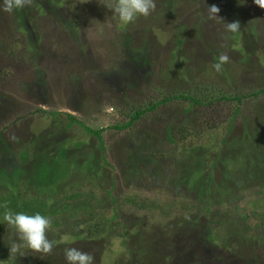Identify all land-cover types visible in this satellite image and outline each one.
Returning <instances> with one entry per match:
<instances>
[{
	"label": "rangeland",
	"instance_id": "374dc122",
	"mask_svg": "<svg viewBox=\"0 0 264 264\" xmlns=\"http://www.w3.org/2000/svg\"><path fill=\"white\" fill-rule=\"evenodd\" d=\"M109 2L33 0L13 16L0 0V193L13 180L26 198L46 192L59 221L51 255L15 259L4 224L0 264H66L68 247L94 264H264V9L155 0L124 26ZM212 5L239 31L208 20ZM221 53L230 61L215 72ZM66 115L99 131L102 154ZM111 212L122 241L104 233Z\"/></svg>",
	"mask_w": 264,
	"mask_h": 264
},
{
	"label": "clouds",
	"instance_id": "9594fccd",
	"mask_svg": "<svg viewBox=\"0 0 264 264\" xmlns=\"http://www.w3.org/2000/svg\"><path fill=\"white\" fill-rule=\"evenodd\" d=\"M254 4L264 9V0H253ZM33 0H3V11L12 13L31 6ZM111 12L115 13L120 23L124 26L135 23L139 18H147L156 8L155 0H110L104 5ZM220 9L215 6L207 7V19L223 22L225 31L236 33L240 29L239 21L225 22L219 16ZM230 57L226 53L218 56L216 63L212 65L215 72L223 71V66L229 63ZM51 206L52 200L47 201ZM4 208L3 220L7 227L13 230L15 239L9 246V256L13 259L24 257L25 251L39 253L41 256L51 255L54 249L53 241L48 239V232L51 229V219L40 213L28 215L23 212H12L7 203L0 205ZM64 257L66 264H94L95 257L76 247L65 249Z\"/></svg>",
	"mask_w": 264,
	"mask_h": 264
},
{
	"label": "trees",
	"instance_id": "16d2710c",
	"mask_svg": "<svg viewBox=\"0 0 264 264\" xmlns=\"http://www.w3.org/2000/svg\"><path fill=\"white\" fill-rule=\"evenodd\" d=\"M10 14H12L14 16V15L18 14V12L14 11ZM15 22L18 24L20 21H18L17 18H15ZM262 91H263V89L259 90V92H262ZM172 99H174V98H165L164 100L158 101V102L152 104L151 106H149L145 109H141V110L133 112L132 116L129 118V120L127 122H125L121 125H115V128H117L119 130H123L125 128L127 129L141 115H144L148 111H152L159 104H165L167 101H170ZM176 99H186V100L190 101V103L192 105L197 106V107H203V106L205 107V106H209V104H210V103L201 104L198 101H195L191 98L184 97V96H178V97H176ZM218 100H224V97H220V98H218ZM232 100H234L236 103H238L240 99L238 97H233ZM184 113H187L185 115L190 114L188 111H184ZM66 116L69 120V123H75V124L79 125L83 129V131H85L88 135H92L96 139L98 147H99L100 152L102 154L104 151V147H103L102 139L99 136V131L98 130H92V129H89L88 127H85L82 123H80L79 121H76L70 115H66ZM186 119L187 118H185V121H186ZM184 125L185 124L183 123V126ZM180 128L181 127H178V128L176 127L177 133L183 137L184 134L182 132V128L181 129ZM168 131H169V125H166L165 130H164L165 137L168 141L172 142ZM179 131L182 135L179 133ZM142 136H143V134H142ZM197 150H199V149H193V152H195ZM19 156H20L21 161H23L26 158L25 152L20 153ZM150 161H151V163L153 162V160H150ZM103 163H104V165H107L106 162H103ZM144 168H145V165H144ZM6 187H7V191L0 193V205L7 203L8 208H10L12 210V212H14V213L23 212V213L28 214V215H34L36 213H40L42 215H45L51 219V227H55L59 224L57 217H55V218L52 217V212H51V209H52L55 202L53 201L51 206H49L47 203V201L50 200V194L44 192V193L38 194V197L26 198V197L21 195L19 187L16 184L15 180H13L12 182H7ZM3 215H4V208L0 207V232L4 231L5 230L4 227L7 226L3 220ZM87 215H88V217H91V216L93 217L94 214H93L92 210H89ZM262 215H263L262 217L264 219V209H263ZM101 220L105 221V223H104L105 226H106V224L108 225V228L104 231V233H108L111 237L113 235V237H118L119 239L121 238V241H122V238L125 237L127 230L117 220V213L111 212V214L108 217L101 218ZM4 224H5V226L3 227ZM84 231L87 233L88 238H93L94 236H97V234L99 232L98 223L95 220L86 223L84 226Z\"/></svg>",
	"mask_w": 264,
	"mask_h": 264
}]
</instances>
